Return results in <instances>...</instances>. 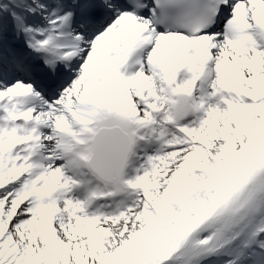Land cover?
Instances as JSON below:
<instances>
[{"label": "snow or ice", "instance_id": "obj_1", "mask_svg": "<svg viewBox=\"0 0 264 264\" xmlns=\"http://www.w3.org/2000/svg\"><path fill=\"white\" fill-rule=\"evenodd\" d=\"M0 264H264V0H0Z\"/></svg>", "mask_w": 264, "mask_h": 264}]
</instances>
